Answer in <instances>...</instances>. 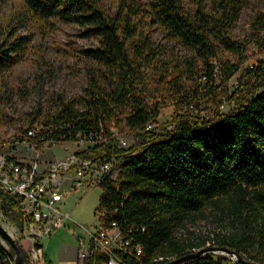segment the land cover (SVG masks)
Here are the masks:
<instances>
[{
    "label": "trees",
    "instance_id": "1",
    "mask_svg": "<svg viewBox=\"0 0 264 264\" xmlns=\"http://www.w3.org/2000/svg\"><path fill=\"white\" fill-rule=\"evenodd\" d=\"M244 1L212 0L209 9L197 2L189 12L182 0H149L154 23L196 52L202 62L198 79H206L205 84L198 80L194 86H179L169 124L156 131L145 126L155 123L161 105L147 106L136 93L139 73L156 56L146 37L138 34L135 38L127 18L123 17L121 26L120 19H110L96 0H23L27 11L39 21L59 18L87 26L98 40V46L87 53L108 72L107 81L92 76L82 96L62 102L41 121L47 126L42 134L56 142L75 141L78 135L100 136L77 153L113 158L119 166L114 180L107 177L100 182L98 211L103 209L107 221H115L121 232L143 247L139 259L123 255L126 264H164L171 260L168 256L174 259L199 249L202 244L179 242L176 232L191 214L217 206L222 200L239 221L240 217L257 216L258 238L248 239L250 232L244 229L246 238L240 240L239 231L216 243L264 264V59L241 71L239 86L231 94L227 89L218 93L215 86L217 76L227 83L245 59L243 42L230 35ZM23 47L22 37L7 47L1 43L0 70L11 63V52ZM222 49L240 56L239 62L222 60ZM220 95L234 102L227 112L219 111ZM206 97L214 108L211 117L195 115L188 109L193 98ZM127 106L131 111L125 125L139 141L122 148L110 127L119 126L123 119L117 111ZM32 145L40 150L42 142L33 140ZM12 158H6L4 169ZM22 202V197L0 188L1 210L18 227L23 220ZM19 246L27 262L25 250ZM13 257L11 247L0 245V264H14ZM224 260L205 253L180 264H224Z\"/></svg>",
    "mask_w": 264,
    "mask_h": 264
},
{
    "label": "rangeland",
    "instance_id": "2",
    "mask_svg": "<svg viewBox=\"0 0 264 264\" xmlns=\"http://www.w3.org/2000/svg\"><path fill=\"white\" fill-rule=\"evenodd\" d=\"M96 1L110 19H120L121 26L124 23L123 17L127 18L132 23L135 38L141 34L153 48L156 57L151 65L144 66L139 73L136 93L147 106L152 107L157 103L161 105L153 125L154 130L167 126L174 112V102L178 100L177 89L179 86L196 84L202 67L201 60L193 49L171 38L162 27L154 23L149 0ZM211 1L182 0V4L187 11L192 12L197 2H202L209 9ZM87 28L59 18L39 21L27 11L23 0H0V44L7 47L18 37H22L24 41L23 48L11 52L8 67L0 70V154L6 158L18 157L27 162L42 163L60 159L87 145L86 141L78 138L75 141H60L39 152L20 141L23 129L41 122L48 114L54 113L62 102L67 103L82 96L92 76L100 77V82L107 81L105 76H109L108 72L88 56V50L97 47L99 43ZM230 35L233 40L243 42L245 51L242 57L245 59L240 64L239 71L227 83L216 77L218 93L227 89L231 94L239 86L241 71L264 59V0L244 1L239 16L230 29ZM219 57L236 63L240 56L222 49ZM215 61L216 59L211 60ZM205 80L202 78L199 81L205 84ZM201 88L205 90L204 87ZM220 96L222 103L219 111H229L234 102H228L224 96ZM193 99V114L212 116L214 108L210 98ZM130 111L129 106L120 108L117 112L123 121L118 127L114 124L110 127L113 136L126 139L124 148L139 141L135 133L125 125L124 119ZM118 171L119 166L115 164V174ZM101 192V187L96 185L89 189L71 191L66 197L63 209L71 214L74 221L71 227L75 234L83 235V227L90 230L98 223ZM256 219L257 216L249 215L246 219L240 217L239 221L229 213L227 202L222 200L217 206H208L191 214L179 226L176 238L184 244H202L199 249L207 248L203 254L233 260L236 256L221 249L216 241L230 234H238L239 231L240 240L246 238L244 229L250 232L248 239L258 238L259 225ZM0 222L23 249L27 248L29 239L19 237L18 226L4 216L1 203ZM39 242L48 263L72 262L77 239L67 229H58L52 235L40 238ZM0 245L9 248L1 238ZM168 258L173 259L172 256Z\"/></svg>",
    "mask_w": 264,
    "mask_h": 264
},
{
    "label": "built area",
    "instance_id": "3",
    "mask_svg": "<svg viewBox=\"0 0 264 264\" xmlns=\"http://www.w3.org/2000/svg\"><path fill=\"white\" fill-rule=\"evenodd\" d=\"M252 67L253 65L250 66ZM188 109L193 112L194 105L191 104ZM154 124L148 122L145 129H154ZM46 129L47 126L43 123L35 122L23 132L20 141L35 151L39 150L35 149L32 141L37 139L42 142L40 150L48 146L52 147L58 142L45 138L42 131ZM100 132H103V129H100ZM96 134L95 139L91 134L88 138L77 136L87 142L83 149L98 141L100 136ZM114 138L118 141L119 147L126 146L125 138L118 136ZM5 161L6 157L0 154V188L12 196L23 198V220L18 232L19 237L24 236L30 241L24 249L27 264H48L39 239L50 236L62 228L67 229L77 239L75 258L70 264H126L123 255L138 259L142 256L143 247L134 242L133 237L121 232L115 221H107L103 209L98 211V223L93 229L82 228L83 235L75 234L71 227L74 223L71 214L63 209L66 197L71 191L99 186L107 177L115 179L117 174H115L113 158L110 160L91 158L74 151L60 159L42 163L27 162L13 157L6 169H4ZM158 259L162 260L163 257ZM223 263L239 262L235 257L233 260L225 258Z\"/></svg>",
    "mask_w": 264,
    "mask_h": 264
},
{
    "label": "water",
    "instance_id": "4",
    "mask_svg": "<svg viewBox=\"0 0 264 264\" xmlns=\"http://www.w3.org/2000/svg\"><path fill=\"white\" fill-rule=\"evenodd\" d=\"M0 238L6 242V244L12 248L13 253H14V257H13V262L14 264H27V262L24 260L21 249L19 244L15 241L14 237L12 236V234L10 233V231H8L7 228H5V226L0 222ZM207 248H203V249H198L192 253H188L186 255H183L181 257H177L174 259H171L169 261H167L164 264H180L188 259L191 258H195L201 254H203V252L206 250ZM221 249H224L225 251H228L232 254H234L237 259L239 260V262H241L242 264H257L254 263L250 260L245 259L242 255H240L238 252L225 247V246H221Z\"/></svg>",
    "mask_w": 264,
    "mask_h": 264
},
{
    "label": "crops",
    "instance_id": "5",
    "mask_svg": "<svg viewBox=\"0 0 264 264\" xmlns=\"http://www.w3.org/2000/svg\"><path fill=\"white\" fill-rule=\"evenodd\" d=\"M75 254H76V247H75ZM75 254H74V258H75ZM73 258V259H74ZM73 261V260H72ZM69 261H63L61 264H67Z\"/></svg>",
    "mask_w": 264,
    "mask_h": 264
}]
</instances>
